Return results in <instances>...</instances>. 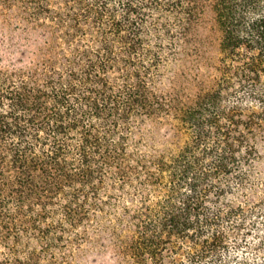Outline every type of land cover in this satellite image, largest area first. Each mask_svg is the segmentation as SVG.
I'll list each match as a JSON object with an SVG mask.
<instances>
[{"label":"trees","instance_id":"1","mask_svg":"<svg viewBox=\"0 0 264 264\" xmlns=\"http://www.w3.org/2000/svg\"><path fill=\"white\" fill-rule=\"evenodd\" d=\"M209 13L220 73L186 101L161 83ZM260 129L264 0H0V264H82L98 244L264 264Z\"/></svg>","mask_w":264,"mask_h":264},{"label":"rangeland","instance_id":"2","mask_svg":"<svg viewBox=\"0 0 264 264\" xmlns=\"http://www.w3.org/2000/svg\"><path fill=\"white\" fill-rule=\"evenodd\" d=\"M201 35L207 37L201 50L195 52L192 45L189 48L191 54L181 63H174L168 69L165 78L162 80L164 89L170 88L171 83L177 85L181 96L187 101L193 99L200 92L206 91L214 86L216 78L219 76L217 65L220 63L219 37L217 25L213 20L211 13L206 15L204 26L200 31ZM153 125H148V128ZM149 128V130H151ZM257 162L256 167L261 179H264V130L260 129L256 141ZM82 264H136L133 260L127 259L121 252L115 251L111 247H105L101 244L96 248L90 246L86 252Z\"/></svg>","mask_w":264,"mask_h":264}]
</instances>
